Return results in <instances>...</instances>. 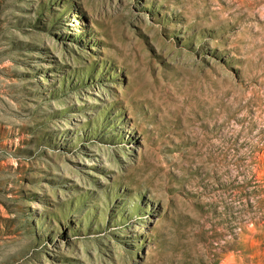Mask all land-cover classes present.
Masks as SVG:
<instances>
[{
	"label": "rangeland",
	"instance_id": "obj_1",
	"mask_svg": "<svg viewBox=\"0 0 264 264\" xmlns=\"http://www.w3.org/2000/svg\"><path fill=\"white\" fill-rule=\"evenodd\" d=\"M0 264H264V0H0Z\"/></svg>",
	"mask_w": 264,
	"mask_h": 264
}]
</instances>
